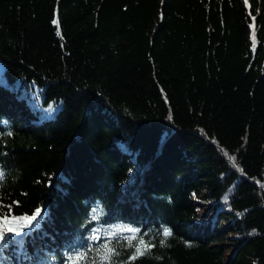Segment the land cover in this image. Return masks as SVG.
I'll return each mask as SVG.
<instances>
[{"label": "trees", "instance_id": "trees-1", "mask_svg": "<svg viewBox=\"0 0 264 264\" xmlns=\"http://www.w3.org/2000/svg\"><path fill=\"white\" fill-rule=\"evenodd\" d=\"M0 170V264H264V0H0Z\"/></svg>", "mask_w": 264, "mask_h": 264}, {"label": "snow or ice", "instance_id": "snow-or-ice-1", "mask_svg": "<svg viewBox=\"0 0 264 264\" xmlns=\"http://www.w3.org/2000/svg\"><path fill=\"white\" fill-rule=\"evenodd\" d=\"M58 23V21H54ZM9 135L11 133H8ZM4 178V172L0 170V180ZM11 206H8L7 209L0 208V249L7 247L9 243L15 242L17 244L22 243L24 237L29 235L32 231H35L39 228L40 223L44 219V215L39 209L32 216H25L17 218L11 215L10 212ZM23 221V223H21ZM27 228L29 231L24 232V229ZM128 231H137L135 229H127ZM164 235L169 236L171 232L167 229L164 230ZM20 237V239H16ZM143 244V241H140ZM108 252H112L111 249ZM117 254L118 253H113ZM145 252H142L140 247H136L135 253L130 257V259L135 260L137 256L143 255ZM86 252H79L75 256H69L70 261H79L81 258H86ZM105 260L109 259L108 255H105Z\"/></svg>", "mask_w": 264, "mask_h": 264}]
</instances>
